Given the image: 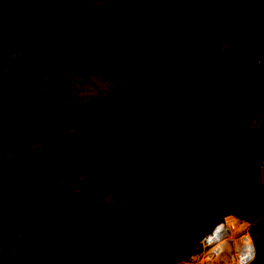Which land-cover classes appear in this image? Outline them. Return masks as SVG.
Returning a JSON list of instances; mask_svg holds the SVG:
<instances>
[{
    "label": "trees",
    "instance_id": "16d2710c",
    "mask_svg": "<svg viewBox=\"0 0 264 264\" xmlns=\"http://www.w3.org/2000/svg\"><path fill=\"white\" fill-rule=\"evenodd\" d=\"M262 50L264 0H0V142L47 168L0 210V264H181L227 215L264 264ZM85 74L116 99H73Z\"/></svg>",
    "mask_w": 264,
    "mask_h": 264
},
{
    "label": "rangeland",
    "instance_id": "374dc122",
    "mask_svg": "<svg viewBox=\"0 0 264 264\" xmlns=\"http://www.w3.org/2000/svg\"><path fill=\"white\" fill-rule=\"evenodd\" d=\"M120 5L124 9H132V7L126 2H120ZM250 66L251 68L254 67L256 69H264V50H262V52L252 60ZM55 75L56 69H52L47 74H29L28 77L35 83H37L40 88L47 89L52 85ZM66 81L70 88L71 97L76 100L99 102L106 99L114 100L117 97L115 93H113V89L116 88V85L110 82L108 79L99 75H68ZM141 85L142 81L137 79H126L125 81V87L138 88ZM245 117L246 116H243V120L246 122L258 120V118L256 119L249 116H247L246 118ZM74 130V128H71L72 132ZM17 142L27 144L36 148L40 146V142L34 141L29 138L18 139ZM259 172H264V162L260 165ZM0 174L8 179V185H10L9 188H7L6 186L0 188L1 210L9 209L10 207L27 198L28 189L35 181L41 179L47 174V168L42 165L38 159L32 158L29 154L23 155L10 151L7 147L6 142L2 141L0 142ZM84 175L85 173H82L79 176L84 177ZM253 181L254 175L251 174L239 179L237 183L239 184L241 190L246 192L250 187V183ZM122 194V190L113 185H108L107 191L102 199L105 201H111L113 199L121 197ZM227 217L231 218L227 219ZM226 219L227 223H232L235 227L238 226V228L229 227V231L231 234L235 232L231 235L232 239L229 240L233 248L231 254H226V252H224L222 254V257L218 258L214 257V253L210 251L213 261L208 262L204 259L203 255H200V258H198V260L194 259V257H191L188 261H184V264H238L236 263L235 259H233L236 250H238L239 248H246L252 244L253 247H255V244L257 243L256 241L259 240V238L256 239L255 236L253 237L249 235L248 224L245 221L238 219L233 215H227L223 220L225 223ZM209 233L210 231L206 233V235ZM202 237H204V235H202L201 238ZM201 238L199 239V241L201 240ZM250 240L251 242H249ZM203 246V252L209 249V246H205L204 243ZM218 259H221L219 263L215 262L216 260L218 261Z\"/></svg>",
    "mask_w": 264,
    "mask_h": 264
},
{
    "label": "bare ground",
    "instance_id": "6f19581e",
    "mask_svg": "<svg viewBox=\"0 0 264 264\" xmlns=\"http://www.w3.org/2000/svg\"><path fill=\"white\" fill-rule=\"evenodd\" d=\"M228 218L231 217H227V219ZM227 219L226 223L224 221L222 223H218L216 226H214L209 234L203 237L202 242L205 246H209V249L204 252L202 251L197 258H200L199 256L203 255L206 261H213L210 251L214 253V257L218 258H221L224 252H226V254H231L233 248L229 240L232 239L231 235L235 232L232 234L230 233L229 226L227 225L229 222L227 223ZM249 242H251V240ZM253 249V245H250L246 248H239L238 250H236L233 259H235L236 263L238 264H246L253 255ZM220 260L221 259H218V261L216 260L215 262L219 263Z\"/></svg>",
    "mask_w": 264,
    "mask_h": 264
},
{
    "label": "built area",
    "instance_id": "2783aa9c",
    "mask_svg": "<svg viewBox=\"0 0 264 264\" xmlns=\"http://www.w3.org/2000/svg\"><path fill=\"white\" fill-rule=\"evenodd\" d=\"M223 221H221V222H218V223H222ZM217 224V223H216ZM215 224V225H216ZM214 225V226H215ZM213 226V227H214ZM212 229V228H211ZM202 239H203V237L201 238V240L199 241V243H200V249L199 250H197V251H194V252H192L189 256H188V258L185 260V261H188L191 257H194V259H196V260H198V255L201 253V251H203V249H204V246H203V243H202ZM185 262H183L182 264H184Z\"/></svg>",
    "mask_w": 264,
    "mask_h": 264
}]
</instances>
